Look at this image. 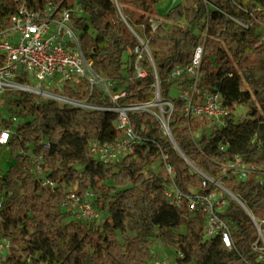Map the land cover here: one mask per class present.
I'll list each match as a JSON object with an SVG mask.
<instances>
[{"label": "trees", "instance_id": "16d2710c", "mask_svg": "<svg viewBox=\"0 0 264 264\" xmlns=\"http://www.w3.org/2000/svg\"><path fill=\"white\" fill-rule=\"evenodd\" d=\"M49 1L80 7L82 12L74 19L85 55L97 72L112 80L114 91L125 92L116 101L98 88L88 96L69 81L64 94L95 105L128 107L155 100L158 78L161 98L173 103L169 126L184 155L164 135L154 114L135 111L128 115L143 142L122 160L103 163L90 153L89 144L93 139L113 143L121 136L114 123L118 112L61 105L28 91H6L2 110L22 121L13 127L9 144L15 163L0 173V237L10 242L0 264H151L154 239L128 236L132 221L142 222L158 237H174L182 254L176 264H264L253 247L257 227L237 201L231 199L221 213L234 240L233 248L227 249L219 237L205 238L202 213L177 208L165 193L171 182L168 166L184 192L202 189L199 170L213 174L256 219L264 220V185L258 175L240 180L228 167L240 157L264 169V141L258 157H246L254 136L264 139V85L252 75L264 70L260 29L264 9L251 0L240 1L239 6L233 0H175L163 14L158 9L163 0H28V6L41 9ZM18 6L17 1L0 0V30L9 25ZM139 27L151 56L136 52L141 48L138 36L143 37ZM199 43L203 53L195 98L223 87L230 112L222 123L205 116L186 117L184 102L171 95L177 81L173 70L192 63ZM138 59L145 76L138 75ZM178 79L181 91L195 83L187 72ZM239 105L247 108L242 116L236 115ZM33 155H42L45 178L56 186L43 185L32 173ZM157 162L160 170L153 167ZM216 188L208 183L206 190ZM88 192L105 215L100 224H87L61 209L69 195Z\"/></svg>", "mask_w": 264, "mask_h": 264}, {"label": "built area", "instance_id": "2783aa9c", "mask_svg": "<svg viewBox=\"0 0 264 264\" xmlns=\"http://www.w3.org/2000/svg\"><path fill=\"white\" fill-rule=\"evenodd\" d=\"M19 6L12 13L9 25L0 30V145L9 147L13 138V127L22 119L10 116L2 110L3 96L6 91H28L38 94L37 99H53L63 104H70L87 110H112L118 112L115 126L121 130V136L113 143L101 142L93 139L89 144V151L94 158L103 163L117 162L127 156L136 144L142 143L131 125L129 112L147 111L154 114L167 130L171 137V130L160 115L152 110L153 101L144 102L128 107H105L87 102L86 99H75L64 94L65 82L73 81L77 88H83L88 96L95 88L111 96L114 101L125 94L121 91L117 95H111L110 86L112 80L94 69L92 60L84 53L78 34V28L74 16L81 14L79 6H61V3L47 2L41 9L28 6V0H14ZM264 9V8H263ZM156 25L153 22V28ZM140 40V36H138ZM141 43V41H140ZM148 43V41H147ZM192 63L186 68L178 67L173 70L172 76L180 77L187 72L195 79V83L188 90L182 91L179 98L184 102L183 114L188 117L205 116L218 123H222L229 114V108L225 105L224 94L216 90L203 92L200 99L195 98L196 82L199 78V67L202 60L203 43H199L194 50ZM139 76H145L146 71L136 61ZM18 76L25 80L18 79ZM79 84V85H78ZM156 98H161L159 80L156 81ZM46 88V89H45ZM57 93H53V92ZM155 98V99H156ZM158 103L161 104V101ZM62 104V105H63ZM10 121V126L6 125ZM223 148V146H222ZM44 158L42 155L31 157L32 173L43 185L56 186L55 183L45 178ZM233 167L240 180H245L251 173L258 175L259 181L264 185V169L254 163L244 162L240 157L229 163ZM171 182L166 188V196L170 204L177 208H187L190 212H200L204 216L203 233L205 238L219 237L224 248L232 249L234 240L232 231L226 219L222 217L225 209L230 204V199L224 194V190L208 177L202 175V189L191 188L190 192L182 191L174 181L175 170L167 167ZM200 173V171L198 170ZM201 174V173H200ZM208 183L215 185L214 190H206ZM94 194H71L61 202V209L69 212L74 219L87 224H95L101 218V213L93 203ZM3 197L0 196V208ZM258 233L261 231L264 220H253ZM256 242V241H255ZM254 250L262 253L255 245ZM10 242L0 237V257L4 260L9 253ZM180 253V252H179ZM180 256L182 254L180 253ZM155 264H176L168 257Z\"/></svg>", "mask_w": 264, "mask_h": 264}, {"label": "rangeland", "instance_id": "374dc122", "mask_svg": "<svg viewBox=\"0 0 264 264\" xmlns=\"http://www.w3.org/2000/svg\"><path fill=\"white\" fill-rule=\"evenodd\" d=\"M234 3L236 4V6H239V2L243 1V0H233ZM252 3H255L257 5L258 8H264V0H251ZM176 3L175 0H163L158 4V9L159 11L163 14L166 11H168L174 4ZM154 22V24L157 23V21L155 19L152 20ZM139 31L141 32V34L143 35V37H140V41H141V48L137 49L136 52L137 53H143V54H147L149 56H151L150 53V49L147 43V39H146V35L144 33V29L143 27H139L138 28ZM260 29H262L264 31V25H261ZM126 59V58H125ZM253 77L257 80H259V82L264 85V70H260V71H255L253 72ZM177 79V81L175 82V84L172 87L171 90V95L173 97H179V94L182 92L180 90L179 87V79ZM261 88V87H260ZM46 89V88H45ZM218 91H220L222 94H224L225 90L223 87H221L220 89H218ZM53 92V91H51ZM55 93V92H53ZM111 95H117L120 92H116L113 89V85L110 86V92ZM57 94V93H55ZM36 97H39L38 94H35ZM44 99V98H42ZM159 101H161V104L158 103ZM61 105L63 104V102H59ZM154 105L152 107V110L157 112L160 117L167 123L169 124L172 120V114L174 112V106L173 103L171 101H164L162 98H156L153 102ZM247 108L244 106L239 105L237 108V112L236 115L237 116H242L246 113ZM164 135L168 136L167 134V130L165 129V127L163 126L162 129ZM200 135V131L195 132V137L196 139H198ZM264 139L262 138V136L260 135H256L254 136L251 146H250V150L249 152L246 154V157L248 159H254L256 157H258L261 153H262V143H263ZM10 147H1L0 148V173L4 172L7 170V168L9 167V165L15 163L14 159L11 158V153H10ZM155 169L160 170V166H159V162H157L154 166ZM193 170L196 171V169L193 167ZM201 175L203 177H208L212 183H214L215 185H217L218 187L221 186V188L224 190V194L231 200H235L237 201L240 205V201L238 200L237 196L234 195L233 193H231L225 186L222 185V183L220 182V180H218L213 174H209L206 172H202L200 171ZM243 207V205H241ZM105 215L101 214V218L98 219L97 221H95V224H100L101 222H103ZM154 230H156L154 228ZM181 232L185 231V228H181L180 230ZM128 236H138L140 238L146 239V238H152L154 239V243L151 247L152 249V253H153V259L151 260V264H155L158 261L163 260L165 257L169 258L171 261H176L177 257H180V253L177 249V244L175 242V238H171V237H158L157 234H155L152 231H147L142 222L140 223H135L134 221L131 222V226L128 232ZM120 239L123 241V237L120 235ZM256 246L258 249H262L260 250L262 253V257L264 258V224H262L261 227V231L258 234V238L256 239L255 242ZM2 258L0 257V262L3 261L1 260Z\"/></svg>", "mask_w": 264, "mask_h": 264}, {"label": "water", "instance_id": "95a60500", "mask_svg": "<svg viewBox=\"0 0 264 264\" xmlns=\"http://www.w3.org/2000/svg\"><path fill=\"white\" fill-rule=\"evenodd\" d=\"M170 140L175 144L176 148L180 151V153H181L182 155H184L183 152L180 150V148H179L178 144L176 143V141H175L174 137L172 136V134H171ZM188 161H189V160H188ZM189 163H190L191 165H193L190 161H189ZM197 172H198V171H197ZM241 205H242V204H241ZM243 208H244V207H243ZM244 209H245V208H244ZM245 210H246V209H245ZM246 211H247V210H246ZM247 212H248V211H247ZM248 214L250 215V217H251L253 220H255V217L253 216L252 213L248 212Z\"/></svg>", "mask_w": 264, "mask_h": 264}, {"label": "bare ground", "instance_id": "6f19581e", "mask_svg": "<svg viewBox=\"0 0 264 264\" xmlns=\"http://www.w3.org/2000/svg\"><path fill=\"white\" fill-rule=\"evenodd\" d=\"M237 198H238V200L240 201V203L243 205V207H244L248 212L251 213V210H250L249 206L246 205V203H244L239 197H237Z\"/></svg>", "mask_w": 264, "mask_h": 264}]
</instances>
